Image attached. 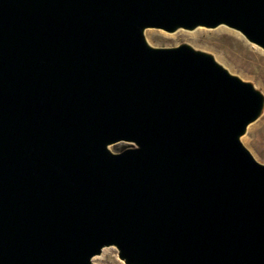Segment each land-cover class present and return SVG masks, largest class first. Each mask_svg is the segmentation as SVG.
<instances>
[{
  "label": "water",
  "instance_id": "95a60500",
  "mask_svg": "<svg viewBox=\"0 0 264 264\" xmlns=\"http://www.w3.org/2000/svg\"><path fill=\"white\" fill-rule=\"evenodd\" d=\"M219 25L264 49V0H0V264H264L263 95L143 36Z\"/></svg>",
  "mask_w": 264,
  "mask_h": 264
},
{
  "label": "rangeland",
  "instance_id": "374dc122",
  "mask_svg": "<svg viewBox=\"0 0 264 264\" xmlns=\"http://www.w3.org/2000/svg\"><path fill=\"white\" fill-rule=\"evenodd\" d=\"M219 27L221 30L218 26H197L190 30L175 29L171 32L145 28L143 36L152 46H172L184 42L195 49L210 53L230 73L249 81L261 92L262 110L246 125L239 140L256 161L264 163V49L246 41L233 29L222 25ZM126 146L129 144L118 141L107 147L111 151H119ZM91 261L95 264H123L116 257V250L111 245L102 247L98 254L91 256Z\"/></svg>",
  "mask_w": 264,
  "mask_h": 264
},
{
  "label": "bare ground",
  "instance_id": "6f19581e",
  "mask_svg": "<svg viewBox=\"0 0 264 264\" xmlns=\"http://www.w3.org/2000/svg\"><path fill=\"white\" fill-rule=\"evenodd\" d=\"M219 26H220V25H219ZM219 26H218V28H220ZM215 29H216V28H215ZM220 30H221V28H220ZM238 36H239V35H238Z\"/></svg>",
  "mask_w": 264,
  "mask_h": 264
}]
</instances>
